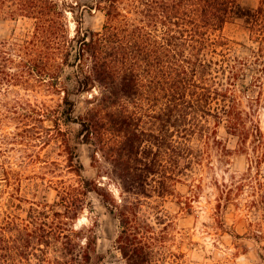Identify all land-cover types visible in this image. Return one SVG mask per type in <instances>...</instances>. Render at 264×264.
Returning a JSON list of instances; mask_svg holds the SVG:
<instances>
[{
    "label": "trees",
    "instance_id": "trees-1",
    "mask_svg": "<svg viewBox=\"0 0 264 264\" xmlns=\"http://www.w3.org/2000/svg\"><path fill=\"white\" fill-rule=\"evenodd\" d=\"M97 12L101 29L86 28ZM0 18L32 21L29 31L0 42V101L59 96L62 103L43 115L50 129L71 148L65 134L79 123L77 136L85 132V142L105 153L125 192L151 196L153 176L167 163L166 193H174L202 163L195 140L223 125L240 152L251 151L236 190L244 193L256 170L251 204H264V0L254 7L239 0H0ZM235 18L244 20L252 43L245 55L224 35ZM86 93L78 121L73 97ZM90 191L100 187L84 178L62 194L60 209L31 206L25 219L7 214L0 264H100L94 234L75 227ZM115 206L127 264H152L150 249L134 242L133 207Z\"/></svg>",
    "mask_w": 264,
    "mask_h": 264
},
{
    "label": "rangeland",
    "instance_id": "rangeland-1",
    "mask_svg": "<svg viewBox=\"0 0 264 264\" xmlns=\"http://www.w3.org/2000/svg\"><path fill=\"white\" fill-rule=\"evenodd\" d=\"M239 2L254 7L258 0ZM103 20L97 12L86 17L84 26L100 30ZM31 27L29 19L0 18V42ZM69 27L73 32L71 15ZM224 35L232 51L240 55L249 52L252 43L243 19L228 23ZM86 96L73 97L78 121L86 109ZM27 99L0 101V221L11 213L28 218L31 206L47 204L60 209L57 202L62 194L79 187L85 178L99 185L100 191L88 192L75 227L94 234L97 251L103 256L100 264H127L118 241L123 227L115 206L124 203L133 207L134 242L150 249L152 264H264V204H251L256 170L244 193L234 186L248 171L251 151L240 152L238 138L223 125L216 135L195 140L202 163L189 171L190 176L181 177L174 193H166L169 169L165 163L153 176L151 196H145L125 192L111 160L85 142V132L77 136L79 123H71L65 134L71 148L66 147L64 135L50 129L52 123L43 115L62 103L59 96L38 93ZM259 117L264 129L263 108ZM209 120L210 127L216 129L214 120ZM260 172L264 175V163Z\"/></svg>",
    "mask_w": 264,
    "mask_h": 264
}]
</instances>
